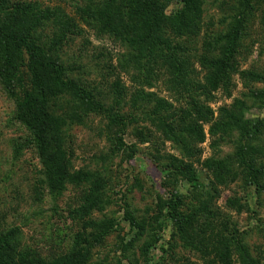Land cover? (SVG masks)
<instances>
[{
	"label": "trees",
	"instance_id": "obj_1",
	"mask_svg": "<svg viewBox=\"0 0 264 264\" xmlns=\"http://www.w3.org/2000/svg\"><path fill=\"white\" fill-rule=\"evenodd\" d=\"M72 1L78 22L64 10L42 8L35 0H0V88L14 106V121L28 134L20 148L33 150L42 167L44 188L54 204L68 187L77 193L68 217L79 228L72 236L70 250L56 256L24 248L17 228L0 231V264H89L95 250L116 231L115 221L93 218L111 205L101 172L76 170L66 144V128L80 125L89 115L106 119L109 133L116 137L117 152L125 149L122 137L127 128L142 121L179 153V158H153L165 190V197L157 200L153 218L137 219L125 209L124 218L136 231L120 248L128 264H178L179 249L207 264H264V245L263 250L251 248L250 233L221 221L215 208L221 190L238 183L243 196L229 199L228 209L239 214L249 212L252 202L261 205L264 121L247 120L248 108L243 101L222 109L219 121L211 122L212 112L207 107L218 89L230 94L233 75L264 85V75L240 72L236 61L253 11L251 0L240 2L228 32L216 39L219 55L211 59L204 55L211 51L209 47L201 56L194 45L204 0ZM260 2L264 5V0ZM172 3L179 8L166 15L165 8ZM79 24L123 49L116 58V68L131 73L132 91L115 81L110 106L103 103L96 90L72 79L73 67L61 63L63 46L82 33ZM47 30L50 36L44 35ZM190 54L210 70L204 85L188 80L185 56ZM156 82L175 93V101L184 107L174 109L145 91ZM246 97L264 110V91L249 90ZM205 124H209L207 133L213 140L210 148L218 152L219 142L232 140V152L201 163L208 180L202 183L190 160L197 159L198 146L205 142ZM138 135L144 143L151 138L142 132ZM131 155H135L132 150ZM182 181L187 183L186 196L178 191ZM166 223L172 231L164 244L161 234ZM256 232L264 241V227ZM153 251L158 254L153 255ZM129 253L131 258L125 256Z\"/></svg>",
	"mask_w": 264,
	"mask_h": 264
},
{
	"label": "rangeland",
	"instance_id": "obj_2",
	"mask_svg": "<svg viewBox=\"0 0 264 264\" xmlns=\"http://www.w3.org/2000/svg\"><path fill=\"white\" fill-rule=\"evenodd\" d=\"M35 1L48 10L60 8L77 21L72 0ZM260 1H250L253 11L239 42L236 61L240 72L264 75V5ZM240 2L242 0H204L199 20L200 30L194 43L198 55L204 54L207 47L211 51L204 54L205 57L211 59L219 55L216 39L228 32L230 19ZM177 8L179 7L176 3L166 6V15H170ZM79 27L82 30L81 35L62 48L59 55L61 63L73 67L75 72L70 74L72 79H78L89 90H96L103 103L110 106L113 100L112 85L115 81L126 87L128 92L132 91L131 73L126 74L116 68V58L123 49L106 37H96L84 25L79 24ZM44 35L48 36L49 30ZM185 58L188 80L204 85L210 70L201 67L199 59L191 54ZM230 82L229 95L223 89H218L212 94L213 100L207 104L212 112L211 122L219 121L220 111L231 109L237 101L246 104L247 120L264 121V110L258 105L254 106L246 97L249 90L264 91V85L244 81L239 74L231 76ZM145 91L154 93L158 99L165 100L174 109L183 106L175 101L176 94L169 91L162 82H156L151 89L145 88ZM13 113L12 102L0 88V231L17 228L21 233L22 246L37 249L44 256L66 253L71 248L72 236L79 229L76 222L68 217V208L73 207L77 193L72 187H68L56 204L52 202L44 188L42 167L33 150L20 148L24 147L28 134L14 121ZM142 128L144 129L141 130ZM208 129L209 124L203 125L205 142L198 146L197 159L190 160L202 183H207L208 180L201 163L210 157L224 156L232 152V140L228 143L219 142L218 152L212 150L210 145L213 140L207 133ZM139 132L144 133V136L150 134V142L144 143L140 140ZM65 138L67 147L72 151L75 169L101 172L105 181V194L111 205L102 214H94L93 218L113 220L118 225L104 245L95 250L89 264H128L123 259L120 248L136 231L130 229L129 222L124 218L125 209L137 219L153 218L158 198L165 197V190L161 187L162 177L153 158L158 155L162 158L169 155L179 158L178 151L149 124L138 121L127 128L122 137L125 149L117 152L114 142L116 137L109 133L106 119L97 115L86 116L80 125L67 127ZM131 150L135 155H131ZM240 187L238 183L221 190L220 199L216 202V212L220 214L221 221L236 224L240 230L250 233L248 244L251 248L263 250V235L256 231L264 227V197L260 206L252 202L249 212L238 214L226 206L229 199L243 196ZM178 191L186 196L187 183L179 182ZM166 225L161 234V242L164 244L170 240L172 231V227L168 223ZM135 246L139 247L140 244ZM135 253L138 255L136 251ZM152 253L158 254L155 251ZM129 254L125 256L131 258L132 254ZM176 260L179 261L178 264H207L198 256L180 249ZM138 263L142 264L140 261Z\"/></svg>",
	"mask_w": 264,
	"mask_h": 264
}]
</instances>
